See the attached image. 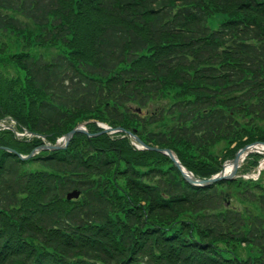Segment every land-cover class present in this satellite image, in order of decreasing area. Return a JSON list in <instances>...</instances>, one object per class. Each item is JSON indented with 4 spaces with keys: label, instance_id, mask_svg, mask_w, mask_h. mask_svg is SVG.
Segmentation results:
<instances>
[{
    "label": "trees",
    "instance_id": "16d2710c",
    "mask_svg": "<svg viewBox=\"0 0 264 264\" xmlns=\"http://www.w3.org/2000/svg\"><path fill=\"white\" fill-rule=\"evenodd\" d=\"M0 65V122L32 134L0 129V264H264L260 179L194 186L98 125L199 179L264 142V0H0Z\"/></svg>",
    "mask_w": 264,
    "mask_h": 264
},
{
    "label": "water",
    "instance_id": "95a60500",
    "mask_svg": "<svg viewBox=\"0 0 264 264\" xmlns=\"http://www.w3.org/2000/svg\"><path fill=\"white\" fill-rule=\"evenodd\" d=\"M118 130L124 131L123 129H120V128H118L116 131H118ZM114 131H115L114 129H111V128L106 126V127H104V129L102 130L101 133L103 134V133L114 132ZM77 132H81V133L87 134L88 136H92L86 130L85 125L84 124H80L77 127L73 128L71 131H69L63 137L61 142H56L54 145L43 146L42 149H44V150H58V149L65 148L67 146L69 140L71 139V137ZM128 135L131 138H133L134 141L137 144H139L141 147H144V148L149 149V150L159 151V152L167 154L173 160L175 166L181 171V173H182L183 177L186 179V181H188L189 183H191L193 185H198V186H207V185L213 184V183H215V182H217L219 180H222V179H233L235 177V173L237 171V168L239 167V162H238L239 156L246 149L251 147L252 145L261 144V143L250 144V145H247V146L241 148L240 150H238L235 153L234 158L229 161V162H232V164H233V168H232V170L230 171L229 174H225L224 170L222 169L221 172H219L218 174H216L215 176H213V177H211L209 179H198L190 171H188L185 167H183L180 164V162L177 159L176 155L170 149H160V148H156V147H149V146H146L143 143L142 140H140L137 136L133 135L132 133L128 132ZM262 144L264 145V143H262ZM224 165H223V167H224ZM78 196H79V192L73 191V192H71V193H69L67 195V199L70 200V199H73V198H77Z\"/></svg>",
    "mask_w": 264,
    "mask_h": 264
},
{
    "label": "rangeland",
    "instance_id": "374dc122",
    "mask_svg": "<svg viewBox=\"0 0 264 264\" xmlns=\"http://www.w3.org/2000/svg\"><path fill=\"white\" fill-rule=\"evenodd\" d=\"M218 21H219V18L218 17H213L209 20L208 22V25L210 28L212 29H215L217 28V25H218ZM13 39V37L10 38V40ZM14 45V44H13ZM33 48V47H32ZM33 51V52H32ZM32 54L34 55H43V56H48L50 54H54L56 53L58 50L57 48L55 47H48V48H39V47H36L32 50ZM0 73L1 74H9V76H13V75H18V71L17 70H14L12 68H9L7 70H4L2 65H0ZM224 145L223 144H220L218 146H216L215 148V153L219 154L221 150H224ZM243 165V162L241 163V166ZM241 166L238 168L237 170V175H240V170H241ZM255 170H251V172L247 173L246 175H254V173L256 174V171L254 172ZM261 176H260V180L262 181V183L264 184V163L262 165V170H261ZM244 175V174H243ZM258 178V177H257Z\"/></svg>",
    "mask_w": 264,
    "mask_h": 264
},
{
    "label": "bare ground",
    "instance_id": "6f19581e",
    "mask_svg": "<svg viewBox=\"0 0 264 264\" xmlns=\"http://www.w3.org/2000/svg\"><path fill=\"white\" fill-rule=\"evenodd\" d=\"M253 151H258V152L264 154V146L263 145H255V146H252V147H249L248 149H246L238 158L239 164L244 160V158L247 156V154H249L250 152H253ZM232 168H233L232 162L226 163L224 166V173L229 174L230 171L232 170Z\"/></svg>",
    "mask_w": 264,
    "mask_h": 264
}]
</instances>
